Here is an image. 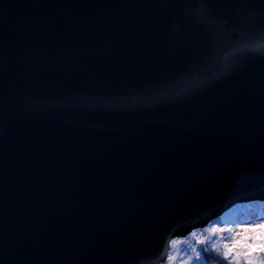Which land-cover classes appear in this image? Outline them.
Here are the masks:
<instances>
[{
	"label": "water",
	"instance_id": "1",
	"mask_svg": "<svg viewBox=\"0 0 264 264\" xmlns=\"http://www.w3.org/2000/svg\"><path fill=\"white\" fill-rule=\"evenodd\" d=\"M264 200V0H0V264H163Z\"/></svg>",
	"mask_w": 264,
	"mask_h": 264
},
{
	"label": "rangeland",
	"instance_id": "2",
	"mask_svg": "<svg viewBox=\"0 0 264 264\" xmlns=\"http://www.w3.org/2000/svg\"><path fill=\"white\" fill-rule=\"evenodd\" d=\"M261 224H264V202H250L238 204L226 212L222 217L216 219L208 228L197 230V236L192 238L190 235L187 237L190 240V243H194L196 240H203L207 237L209 241L208 247L211 248V252H219L222 256L230 259V262L234 264H247V260L243 257H236L235 250L229 254L224 255L227 252L225 244L230 243L231 239L237 232H241V227L252 226L257 238L260 230ZM215 228V232H213ZM223 229V231H221ZM231 229V230H229ZM215 244V248H212L211 245ZM180 248V245L175 246ZM199 247H204V245H199ZM253 252L257 254L256 259H259V248L258 246L253 249ZM175 256L176 253H173ZM204 260V264H209L208 259L205 257L204 253H201ZM184 264H194L192 261H188L187 257L184 256ZM167 264V262L165 263ZM176 264H179V260H176Z\"/></svg>",
	"mask_w": 264,
	"mask_h": 264
},
{
	"label": "snow or ice",
	"instance_id": "3",
	"mask_svg": "<svg viewBox=\"0 0 264 264\" xmlns=\"http://www.w3.org/2000/svg\"><path fill=\"white\" fill-rule=\"evenodd\" d=\"M241 227V232H237L230 243L225 244L227 252L224 255H229L235 250V256H243L247 260V264H264V224L260 225L261 231L258 234L255 233L252 226ZM213 228V232H215ZM231 230V229H229ZM223 231V229H221ZM197 236L195 230L191 231L190 237L194 238ZM180 245V248L175 246ZM199 245H204V247H199ZM209 241L207 237L203 240H196L194 243H190L188 238H173L165 246V260L167 264H176V260H179V264H184L183 257L186 256L188 261L194 262V264H204L201 253L205 256L209 255L211 248L208 247ZM259 248V259H256L257 254L253 252L255 247ZM215 248V244L211 245ZM173 253H176L174 256Z\"/></svg>",
	"mask_w": 264,
	"mask_h": 264
},
{
	"label": "trees",
	"instance_id": "4",
	"mask_svg": "<svg viewBox=\"0 0 264 264\" xmlns=\"http://www.w3.org/2000/svg\"><path fill=\"white\" fill-rule=\"evenodd\" d=\"M210 261L215 264H231L229 259L224 258L219 254H214L213 257L210 258Z\"/></svg>",
	"mask_w": 264,
	"mask_h": 264
},
{
	"label": "bare ground",
	"instance_id": "5",
	"mask_svg": "<svg viewBox=\"0 0 264 264\" xmlns=\"http://www.w3.org/2000/svg\"><path fill=\"white\" fill-rule=\"evenodd\" d=\"M253 202H264V200H254ZM198 229H195L197 231ZM177 238V237H176ZM179 238V237H178Z\"/></svg>",
	"mask_w": 264,
	"mask_h": 264
}]
</instances>
